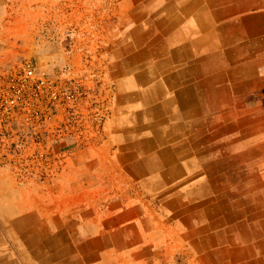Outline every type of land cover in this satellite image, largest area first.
<instances>
[{"label":"crops","instance_id":"0c3cea01","mask_svg":"<svg viewBox=\"0 0 264 264\" xmlns=\"http://www.w3.org/2000/svg\"><path fill=\"white\" fill-rule=\"evenodd\" d=\"M94 1L118 43L109 118L55 185L0 168V264H177L181 243L264 264V177L234 173L263 132L264 0Z\"/></svg>","mask_w":264,"mask_h":264},{"label":"rangeland","instance_id":"374dc122","mask_svg":"<svg viewBox=\"0 0 264 264\" xmlns=\"http://www.w3.org/2000/svg\"><path fill=\"white\" fill-rule=\"evenodd\" d=\"M105 22L104 8L95 1L0 0V66L32 59L49 71H63L81 78L90 110L95 112V103L103 104V128L98 132L96 115L93 114L87 127V139L71 147L68 168L73 166L76 148L93 145L99 140L110 115L112 84L109 65L114 61L113 51L118 43L110 41L109 34L112 33H109ZM261 101L258 107L253 108L259 118L258 127L262 125L263 132H260L256 143L255 138H250L253 149L248 155V163L238 171L234 170L242 177H264V93ZM223 247V243L218 244V249ZM239 247V243L234 244V251H239ZM170 253H176L170 258L173 263L196 262L194 253L184 249L182 243L178 250H170ZM188 253L192 257L185 255ZM220 255L223 258L224 254Z\"/></svg>","mask_w":264,"mask_h":264},{"label":"built area","instance_id":"2783aa9c","mask_svg":"<svg viewBox=\"0 0 264 264\" xmlns=\"http://www.w3.org/2000/svg\"><path fill=\"white\" fill-rule=\"evenodd\" d=\"M86 101L77 76L32 59L0 66V168L17 184H57L93 114L98 132L103 128V104L94 112Z\"/></svg>","mask_w":264,"mask_h":264},{"label":"bare ground","instance_id":"6f19581e","mask_svg":"<svg viewBox=\"0 0 264 264\" xmlns=\"http://www.w3.org/2000/svg\"><path fill=\"white\" fill-rule=\"evenodd\" d=\"M153 79V78H152ZM160 79V78H159ZM153 81V80H152ZM155 81V80H154ZM158 81V80H157ZM162 84V83H161ZM158 85V84H157ZM164 86V85H163ZM158 90V89H157ZM159 92V91H158ZM136 93V92H135ZM134 94V93H133ZM161 94V93H160ZM131 96V95H130ZM134 97V96H133ZM132 97V98H133ZM156 98H158V96L156 97ZM160 100V99H159ZM134 103V102H133ZM131 104V103H130ZM152 104V103H151ZM159 104V103H158ZM160 105V104H159ZM164 105V104H163ZM157 107V106H156ZM144 108H146V107H144ZM151 108V107H150ZM164 108V107H163ZM147 109H148V107H147ZM155 109H157V108H155ZM153 111H154V109H152ZM151 113V112H150ZM139 114H140V112H139ZM141 116V115H140ZM149 117H151V116H149ZM133 118V117H132ZM142 120V119H141ZM148 120V119H147ZM152 120V119H151ZM155 120V119H154ZM149 121V120H148ZM140 122V121H139ZM147 128V127H146ZM142 130V129H141ZM156 130V129H155ZM139 131V130H138ZM160 134V133H159ZM163 134H164V132H163ZM162 135V134H161ZM148 137V136H147ZM164 137V136H163ZM143 138H145V137H143ZM153 138V137H152ZM141 139V138H140ZM150 139V138H149ZM144 140V139H143ZM162 142V141H161ZM145 151V150H144ZM147 151V150H146ZM149 160V159H148ZM142 166V165H141ZM142 169V168H141ZM145 169V168H144ZM144 169H143V171H144ZM145 173V172H144ZM21 236V235H20ZM22 237V236H21ZM1 256V255H0Z\"/></svg>","mask_w":264,"mask_h":264}]
</instances>
